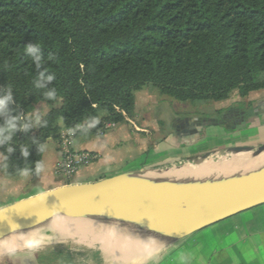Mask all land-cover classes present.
I'll use <instances>...</instances> for the list:
<instances>
[{
  "label": "trees",
  "instance_id": "16d2710c",
  "mask_svg": "<svg viewBox=\"0 0 264 264\" xmlns=\"http://www.w3.org/2000/svg\"><path fill=\"white\" fill-rule=\"evenodd\" d=\"M29 42L42 49L40 69L25 55ZM41 71L55 76L54 99L34 86ZM263 72L264 0H0V87L11 88L20 126L0 146V170L37 178L49 137L93 117L86 133L126 122L117 108L132 115L146 84L180 101H221L263 88ZM192 122L203 123L198 135L220 123Z\"/></svg>",
  "mask_w": 264,
  "mask_h": 264
},
{
  "label": "crops",
  "instance_id": "0c3cea01",
  "mask_svg": "<svg viewBox=\"0 0 264 264\" xmlns=\"http://www.w3.org/2000/svg\"><path fill=\"white\" fill-rule=\"evenodd\" d=\"M154 90L153 87L148 86L140 91L149 93L150 96L147 109L154 116L148 122L136 123L134 127L128 121L116 125L103 134L80 133L74 137L71 144L73 149L96 151L100 157L81 167L72 177L66 179L57 173L56 165L61 159V150L57 142L52 143L50 139L45 143L40 175L35 179L29 177L26 181L31 185L29 189L23 190L25 182L20 181L25 179L13 181L5 179L0 174V208L69 183L93 182L133 169H162L206 151L219 153L232 145H259L264 142V96L256 98L258 99L256 101L248 102L246 108L241 103L219 107L225 109L226 115L230 112L235 113L234 110L240 108L242 119L239 123L238 119L234 118L230 120V125L221 122L212 123L203 127L200 135L197 131L193 136L184 137L183 133L192 125V119L199 116H182L173 112L171 115L173 132L170 130L165 132L160 124L157 109L159 106L164 110L166 107H171L177 111L180 109L179 103L159 95L160 93L155 95ZM252 100L255 99L252 98ZM166 103H170L171 106ZM252 107L253 110L250 112L249 109ZM181 108L184 109V107ZM211 120H207V123L210 124ZM237 125L239 127H236ZM160 133H165L166 136L159 138ZM154 135L157 139H154ZM70 220L61 227V230L59 228L61 238L71 237L73 234L75 238L80 237V242L85 245L98 243L102 245L105 242V239L102 240L104 231L99 234L92 224L83 222V225L73 222V219ZM53 229L51 225H47L41 229V233L50 239L45 233L52 232ZM95 232L99 234V237ZM125 233V236L115 237L110 242L125 244L127 248V245L133 243L129 241L131 237L129 229ZM88 234L90 237H87ZM168 246H164L159 251L152 248L148 252L151 257L146 264H264V203L198 230ZM102 257L106 261L105 256L102 255ZM125 257L119 255V259Z\"/></svg>",
  "mask_w": 264,
  "mask_h": 264
},
{
  "label": "water",
  "instance_id": "95a60500",
  "mask_svg": "<svg viewBox=\"0 0 264 264\" xmlns=\"http://www.w3.org/2000/svg\"><path fill=\"white\" fill-rule=\"evenodd\" d=\"M261 149L264 142L232 145L226 150L233 159L241 152ZM213 153L216 151L187 159L194 166ZM164 171L128 170L93 182L66 184L8 204L0 208V243L47 217L94 211L168 246L264 203V161L214 173L172 175Z\"/></svg>",
  "mask_w": 264,
  "mask_h": 264
},
{
  "label": "rangeland",
  "instance_id": "374dc122",
  "mask_svg": "<svg viewBox=\"0 0 264 264\" xmlns=\"http://www.w3.org/2000/svg\"><path fill=\"white\" fill-rule=\"evenodd\" d=\"M260 79L262 81H264V72L262 73ZM148 86L151 88L153 87V89H155L154 90L155 95L156 94L158 95L160 93L159 95L168 97L170 99H174L179 103L180 109H178L177 111H174V109L171 107H166V110H164V109H161V107L159 106V108L157 109V112L159 114L158 116H160L159 117L160 118V124L163 126V130L165 132H166V130H168V131L170 130L171 132H173L172 131L173 126H172V122H171V115L173 112H175L179 115H182V116L197 115V116L206 118L208 121L210 119H212L211 121L219 123L220 121L218 119H215V120H213V119L218 117V116H222L220 114V112L223 109L219 108L220 106H225V105L227 106V105H234V104L240 105V103H241L242 106L244 105V108H246L245 106H248V104H247L248 102L256 101V100H258L256 98H260L261 96H264V87H263L261 89L251 91L247 96H241L240 92L237 89H235V90H233L231 96L228 99L221 100V101H214V100L195 101V102L180 101V100L172 98L168 95L162 94L158 87H156L152 84H146L141 89L136 90L134 93L135 94V107H134L132 115H129L123 109L117 108L119 111H121V113L126 118V122H124V123H127L128 121H130L132 123V125L135 127L136 123L141 124V123H144V121L148 122L150 120V118H152L154 116L147 109V103H148V101H150V96L148 95L149 93H145V92L141 93L140 92L141 90H143L144 88H146ZM252 98L255 100H252ZM166 104L171 106L170 103H166ZM160 105H162V104H160ZM181 107H184V109H182ZM216 108H219V109L215 110ZM186 110H188V111H186ZM251 110H253V107L249 109L250 112H251ZM240 111L242 113V110H240ZM106 115H107V113H101L99 117L100 118L105 117ZM156 118H158V117H156ZM232 118L237 119L236 116L234 117L231 113H229V115L227 117L222 118L223 121L221 123L230 125ZM131 120H133L134 122H132ZM110 123H114V125L108 127V124H110ZM124 123H116L113 121H104L102 127H100V129L97 131V133L103 134L106 131L115 127L116 125L124 124ZM60 124H62V123L60 122ZM236 127H239V125H237ZM81 128H82V126L76 128V129L63 126V128L61 129L60 134L57 138L52 136L46 140V141H48L50 139L52 141V143L57 142V144L59 145L58 148L61 150V159H60V161H58V163L56 165V170H57V173L59 175H62V177H65L66 179H67V177L64 175L62 168H61L62 159H63V151H64L63 143H62L64 140L63 136L67 135L66 132L68 129H72L74 131V137L80 133L83 134L84 132H80ZM163 136H166V134L160 133L158 135L159 138H163ZM74 137H73V139H74ZM155 138L157 139L156 136L154 137V139ZM45 143L43 145L44 150H45ZM71 148H72V146H71ZM225 150H222L219 153H215V154L213 153V155H211L208 158H211V157L215 158L217 156H220L222 159H224L226 157L225 159L231 160L232 158L230 156V153H228L227 150L226 151ZM76 151H80V150H76ZM88 151H91V150H88ZM92 152H96V151H92ZM43 156H44V154H43ZM208 158H206V159H208ZM2 161H3V154L0 152V164ZM42 163H43V159H42ZM181 164L183 165V167H185L188 164L189 165L193 164V162L192 161L190 162L188 159H183V160H180V161L174 163L173 165H169L167 167L162 168V170L172 168V166H174L176 168L179 166L178 168H182ZM41 167H42V164H41ZM41 171H42V168H41ZM0 174L3 177H5V179H10L13 181L25 179L23 181H20L22 183L25 182L23 184L24 185L23 186L24 191L29 189L31 186L30 183L26 182L27 179H29V177H31V174H29L28 172H23L18 176H7L0 170ZM75 214H77V213H75ZM75 214L66 215V216H69L67 218L61 214L47 217V218L43 219L42 221L36 223L32 227L18 233L15 236L10 237L9 239L4 240L3 242L0 243V264H108L110 262V259H109L110 256L116 255L115 254L116 251H114V248L113 249L110 248L111 250L106 251V250H104V244L101 245V243L92 244V245L91 244L85 245V244L80 242V237L75 238L74 237L75 235H73V234L71 237L61 238L59 235V232H58L59 229H57V231L55 229H53L52 232L49 231V232L45 233V235L49 236L50 239H48V238L44 237V235H42L41 229L46 227L47 225H50L51 222L58 221V219L59 220H61V219L62 220H65V219L70 220V218H72ZM92 215L98 216L99 214L98 213L97 214L92 213ZM60 230H61V228H60ZM86 234H87V232H86ZM98 235L99 234H97L96 236L99 237ZM54 236H56V237H54ZM87 237H90L89 234ZM135 247H137V245H135V244L127 245V248L125 247V251L122 252L125 254H122V253L117 254L118 258H119V255H122V256L126 255V257L123 259H117L116 263L117 264H128L129 263L128 261L131 259V258L128 259V256L131 255L128 252L134 251ZM101 253H103V254H101ZM127 254H128V256H127ZM102 255L105 256L107 262L103 259ZM147 262L148 261H145L143 264H146Z\"/></svg>",
  "mask_w": 264,
  "mask_h": 264
},
{
  "label": "bare ground",
  "instance_id": "6f19581e",
  "mask_svg": "<svg viewBox=\"0 0 264 264\" xmlns=\"http://www.w3.org/2000/svg\"><path fill=\"white\" fill-rule=\"evenodd\" d=\"M264 161V149L258 151H250V152H241L235 158L231 160L222 159L220 156L215 158H208L204 159V161L197 163L196 165H186L182 168H176L172 166V168L166 169L164 172L167 174L172 175H186V174H201V173H214L226 170H232L239 167H248L250 165H254ZM187 162V161H186ZM92 213L99 214L98 216L92 215ZM75 214V213H68L67 215ZM66 216V215H64ZM63 217V216H62ZM74 217V218H73ZM72 217L73 222L82 223L85 222L86 224H92L94 229H97L101 234L104 231L103 239H105L104 250L108 251L111 250L110 248H114L116 251L115 256H110V262L108 264H117L116 260L119 259L117 254L125 251V244L122 243H111L110 240L114 239L115 237H122L125 236V230L129 229L126 227L123 222L117 220L116 218L109 216L108 214L102 212H84V213H77ZM71 219V220H72ZM69 219L59 220L55 222H51L50 225L57 231V229L63 227ZM70 220V221H71ZM99 221V222H98ZM81 224V226H82ZM84 225V224H83ZM87 226V225H86ZM91 228V227H90ZM89 228V229H90ZM75 230V229H73ZM77 230V229H76ZM75 230V231H76ZM78 231V230H77ZM74 233V232H73ZM129 241L137 247H135L134 252L128 256V259L131 258L128 264H143L145 261H149L150 255L148 252L153 248L155 251H159L162 247H164V242H157L154 241L149 235L141 234L129 230ZM131 238V239H130ZM83 239V238H81ZM113 244V245H112ZM115 244V245H114ZM115 246V247H114ZM2 247V246H1ZM125 254V253H122ZM126 256V255H125ZM136 259V260H135Z\"/></svg>",
  "mask_w": 264,
  "mask_h": 264
},
{
  "label": "clouds",
  "instance_id": "9594fccd",
  "mask_svg": "<svg viewBox=\"0 0 264 264\" xmlns=\"http://www.w3.org/2000/svg\"><path fill=\"white\" fill-rule=\"evenodd\" d=\"M25 55L30 57L37 69H40L43 64L42 49L35 43L29 42L25 48ZM55 76L39 72L38 78L33 82L37 89L46 90L44 95L48 99H54L57 92L55 87H51ZM14 96L11 88L5 86L0 87V146L8 144L13 135L20 131V126L17 118L12 114L10 105L14 104ZM99 121L93 117L87 120L83 126L82 131L88 132L95 128ZM24 130L28 131L32 127V122L26 123ZM38 150H43L42 148Z\"/></svg>",
  "mask_w": 264,
  "mask_h": 264
},
{
  "label": "built area",
  "instance_id": "2783aa9c",
  "mask_svg": "<svg viewBox=\"0 0 264 264\" xmlns=\"http://www.w3.org/2000/svg\"><path fill=\"white\" fill-rule=\"evenodd\" d=\"M113 125L114 123H110L108 124V127ZM66 134L67 135L63 136L64 140L62 142L64 151L61 168L64 175L67 178H70L80 167L99 159L100 154L88 150L76 151L72 149L71 144L74 137V131L72 129H68Z\"/></svg>",
  "mask_w": 264,
  "mask_h": 264
},
{
  "label": "flooded vegetation",
  "instance_id": "af4514ba",
  "mask_svg": "<svg viewBox=\"0 0 264 264\" xmlns=\"http://www.w3.org/2000/svg\"><path fill=\"white\" fill-rule=\"evenodd\" d=\"M241 119H242V117H240V118L238 117V120H241ZM191 124L192 125H190L189 129L186 130L185 133H183V135H185V136H193L194 133L200 129V127H201V125L203 123L199 122L198 124H195V123L192 122Z\"/></svg>",
  "mask_w": 264,
  "mask_h": 264
}]
</instances>
